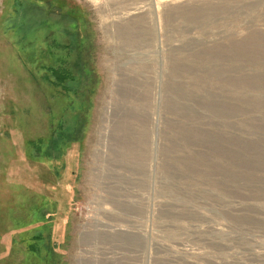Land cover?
Instances as JSON below:
<instances>
[{"label": "rangeland", "instance_id": "1", "mask_svg": "<svg viewBox=\"0 0 264 264\" xmlns=\"http://www.w3.org/2000/svg\"><path fill=\"white\" fill-rule=\"evenodd\" d=\"M0 264H264V0H0Z\"/></svg>", "mask_w": 264, "mask_h": 264}, {"label": "trees", "instance_id": "2", "mask_svg": "<svg viewBox=\"0 0 264 264\" xmlns=\"http://www.w3.org/2000/svg\"><path fill=\"white\" fill-rule=\"evenodd\" d=\"M64 79V78H63Z\"/></svg>", "mask_w": 264, "mask_h": 264}]
</instances>
